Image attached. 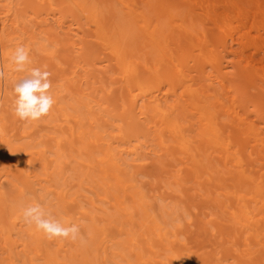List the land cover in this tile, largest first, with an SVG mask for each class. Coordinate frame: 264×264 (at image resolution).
Masks as SVG:
<instances>
[{"label":"bare ground","instance_id":"bare-ground-1","mask_svg":"<svg viewBox=\"0 0 264 264\" xmlns=\"http://www.w3.org/2000/svg\"><path fill=\"white\" fill-rule=\"evenodd\" d=\"M0 73V264H264V0H0Z\"/></svg>","mask_w":264,"mask_h":264},{"label":"clouds","instance_id":"clouds-1","mask_svg":"<svg viewBox=\"0 0 264 264\" xmlns=\"http://www.w3.org/2000/svg\"><path fill=\"white\" fill-rule=\"evenodd\" d=\"M11 61L15 65L16 71H25L26 66L31 63L29 51L23 45H18ZM28 71V76L14 84L16 98L13 111L20 120L31 122L48 115L55 104V98L50 91L52 87L49 80L50 73L38 68H32ZM2 75L3 73H0V76ZM22 212L25 222L34 224L49 239L55 237L76 241L80 238V229L77 225L63 226L51 214H46L38 204H30Z\"/></svg>","mask_w":264,"mask_h":264}]
</instances>
